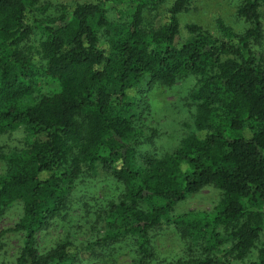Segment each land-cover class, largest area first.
Wrapping results in <instances>:
<instances>
[{"label":"trees","instance_id":"1","mask_svg":"<svg viewBox=\"0 0 264 264\" xmlns=\"http://www.w3.org/2000/svg\"><path fill=\"white\" fill-rule=\"evenodd\" d=\"M42 1L0 0V136L25 134L23 147L0 155V215L22 209L0 231V250L16 234L15 264H83L85 252L95 259L98 248L116 255L125 245L133 264H152L154 233L174 226L190 245L178 264L251 255L264 264V0L238 6L243 31L218 20L216 33L181 26L195 0L164 12L171 0H129L132 13L118 22L90 2L40 21ZM190 80L194 131L171 153L149 151L138 98ZM102 174L120 189L101 207L90 187ZM210 187L220 192L210 213L175 214ZM83 208L103 234L42 247L45 231L72 211L79 224Z\"/></svg>","mask_w":264,"mask_h":264},{"label":"rangeland","instance_id":"2","mask_svg":"<svg viewBox=\"0 0 264 264\" xmlns=\"http://www.w3.org/2000/svg\"><path fill=\"white\" fill-rule=\"evenodd\" d=\"M128 1L43 0L38 6L37 15L40 21H47L56 16L57 7L61 5H73L82 2L104 3L109 10L108 17L110 21L118 22L123 18H128L132 13L133 9L127 4ZM242 1L195 0L189 9L180 16L181 26L184 28L187 24L195 23L216 33V22L222 20L235 31H243L246 27L245 22L237 14L238 6ZM172 3H174V0H171L161 12H164ZM37 38H39V35ZM193 84L194 82L190 80L182 81L173 87L153 86L145 89L140 95L138 98L141 106L139 113L140 125L143 128L145 141L143 146L146 149L159 155L171 153L178 149L181 141L194 131L196 107L190 98ZM48 88L47 92L49 91ZM24 144L25 134L22 131L0 136V155L8 154L11 149L21 148ZM6 172L7 167L0 160V175ZM95 181L96 186L90 187V192L95 198L92 203L95 204L96 199H99L98 205L102 207L106 205L105 199L108 201L115 198L120 188L118 189V186L114 185L113 181L104 174L100 175ZM219 200L220 192L217 189L213 187L206 188L202 192L190 195L185 201L180 202L175 207V214L210 213ZM84 211V208L82 211L80 210L84 217L79 224L73 220L69 221L79 216L77 211H72L67 221H62L45 231L42 235V247H51L56 241L67 236H70L72 240H75L81 246V243L88 244L92 239L98 237V228L103 234V225L99 224L98 227H95L94 215L87 218ZM21 215L22 209L20 206H15L0 215V231L13 228ZM153 243L155 246V260L152 264H178L180 260L190 256L189 243L181 239L174 226H164L156 231ZM21 246V235L9 236L0 250V264H15L16 255ZM112 254L110 251H99L98 248L96 258L88 260L90 255L85 252L82 254V258L87 261L83 264H133V257L129 253L127 245L124 246L121 254ZM255 261L256 256L251 255L244 261H231V264H253Z\"/></svg>","mask_w":264,"mask_h":264}]
</instances>
